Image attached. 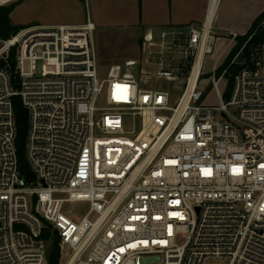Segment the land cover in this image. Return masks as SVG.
<instances>
[{"label": "built area", "instance_id": "obj_1", "mask_svg": "<svg viewBox=\"0 0 264 264\" xmlns=\"http://www.w3.org/2000/svg\"><path fill=\"white\" fill-rule=\"evenodd\" d=\"M220 1L202 23L147 33L141 61L106 79L90 19L0 39V264H48L45 225L59 264H264V19L231 62L227 101L217 61L221 104L205 105L206 58L247 35L216 28ZM176 81L177 95L159 88ZM14 97L29 114L31 182ZM78 203L89 209L75 220L66 206Z\"/></svg>", "mask_w": 264, "mask_h": 264}, {"label": "crops", "instance_id": "obj_2", "mask_svg": "<svg viewBox=\"0 0 264 264\" xmlns=\"http://www.w3.org/2000/svg\"><path fill=\"white\" fill-rule=\"evenodd\" d=\"M21 4L38 12V19L44 25L14 24L12 14ZM11 5L14 6L11 14L14 26H81L90 19L96 29L128 27L146 35L171 27L202 23L209 0H17L8 6ZM263 13L264 0H221L215 25L220 32L231 31L244 36ZM227 45L224 38L217 44L216 50L221 51L217 61L221 64L229 56L225 52Z\"/></svg>", "mask_w": 264, "mask_h": 264}, {"label": "rangeland", "instance_id": "obj_3", "mask_svg": "<svg viewBox=\"0 0 264 264\" xmlns=\"http://www.w3.org/2000/svg\"><path fill=\"white\" fill-rule=\"evenodd\" d=\"M38 16V12H35L33 9L30 10L27 7H24L23 4H21L19 7H17L15 13L12 14V20L16 25H44L41 19H38ZM24 27L28 28L32 26ZM144 36L145 35L140 30L131 29L128 27H108L103 29H96L94 33V43L99 63V78L106 79L110 69L113 66H121L123 71L125 72L127 71L124 66L126 62L141 61V46ZM220 52L221 51L216 50L214 55L207 57L205 60V65L203 68L204 76L202 78V87L210 93L206 99L205 105L219 106L221 104V100L216 97V94L211 86V79L214 76V65L217 62ZM224 62L225 60L223 61V63ZM223 63H220V65L222 66ZM134 72L139 79H142L145 76L142 69H135ZM181 85V81H176L170 84L163 82L161 83L159 88L163 91L169 89L174 93V95H177V92L179 91V87ZM145 86L149 88H155L156 84L151 81ZM227 86L228 78H226L225 81L222 82L219 86L220 91L224 93ZM227 98L225 97L223 100L227 101ZM66 209L71 210L72 217L77 220L87 213L89 205L85 203L68 204L66 206ZM50 245V242L47 243L48 249Z\"/></svg>", "mask_w": 264, "mask_h": 264}, {"label": "trees", "instance_id": "obj_4", "mask_svg": "<svg viewBox=\"0 0 264 264\" xmlns=\"http://www.w3.org/2000/svg\"><path fill=\"white\" fill-rule=\"evenodd\" d=\"M142 0H140L141 2ZM141 5V3H140ZM14 10V6H5L0 8V39L6 40L10 38L13 34H16L18 31L24 29L25 27L13 26L11 21V14ZM264 19V13L255 21L251 30L245 37H240L237 40L236 47L232 50L230 55L227 57L225 62L217 70V75L220 76L225 70H228V90L225 94V97L229 96L230 90L233 86V80L236 73L239 71L240 67L238 65H232L236 54L239 52L240 48L247 40L248 36L252 34L258 27V25ZM262 37H258L257 40ZM14 112L17 120V129L18 135L16 140L18 161H19V170L22 176L28 181L31 182L34 180V175L31 171V168L26 159V141L29 129V114L19 97L13 98ZM43 239L50 242V247L48 249L47 261L48 264H59L60 262V248H59V237L55 232H52L51 228L48 225H45L43 230Z\"/></svg>", "mask_w": 264, "mask_h": 264}, {"label": "bare ground", "instance_id": "obj_5", "mask_svg": "<svg viewBox=\"0 0 264 264\" xmlns=\"http://www.w3.org/2000/svg\"><path fill=\"white\" fill-rule=\"evenodd\" d=\"M218 3H219V0H212V9H213V11H215ZM197 71H198V67L196 68V72L195 73H197Z\"/></svg>", "mask_w": 264, "mask_h": 264}]
</instances>
